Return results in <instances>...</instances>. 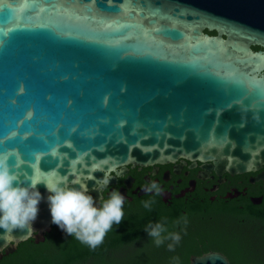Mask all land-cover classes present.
Masks as SVG:
<instances>
[{"label":"water","instance_id":"1","mask_svg":"<svg viewBox=\"0 0 264 264\" xmlns=\"http://www.w3.org/2000/svg\"><path fill=\"white\" fill-rule=\"evenodd\" d=\"M10 151L42 198L31 234L0 229V258L51 231L46 183L87 185L100 206L97 182L130 167L201 162L203 178L261 167L264 0H0ZM190 264L232 263L211 250Z\"/></svg>","mask_w":264,"mask_h":264},{"label":"trees","instance_id":"2","mask_svg":"<svg viewBox=\"0 0 264 264\" xmlns=\"http://www.w3.org/2000/svg\"><path fill=\"white\" fill-rule=\"evenodd\" d=\"M149 198L141 197L124 206V219L113 225L103 244L95 250L52 223L44 241L35 242L33 238L21 241L14 252L0 258V264H177L173 257H179L178 264H190L191 255L211 250L223 252L232 264H264L263 255L245 245L222 215L228 211L248 217L251 210L240 211L236 204L201 202L195 197L167 205L157 197L148 211L142 201ZM162 215L170 220L187 217L186 225L182 223L174 229L182 237L174 251L167 248L170 241L156 246L145 231L149 222H156Z\"/></svg>","mask_w":264,"mask_h":264},{"label":"clouds","instance_id":"3","mask_svg":"<svg viewBox=\"0 0 264 264\" xmlns=\"http://www.w3.org/2000/svg\"><path fill=\"white\" fill-rule=\"evenodd\" d=\"M11 155V151L0 154V229L4 230L5 239H10L17 229H26L28 234L33 232L32 224L37 218L38 204L42 198L37 182L20 180L10 163ZM110 179L105 177L98 181L100 187L96 188L103 193ZM46 187L50 193L47 199L52 223L92 250L103 244L114 224L119 225L124 219L125 197L119 190L111 191L107 198L102 196L100 206H96L94 198L88 194L87 185L72 186L60 182L46 183ZM144 189L147 193H154L151 198L142 201L144 209L151 211L164 189L156 181L149 182ZM187 222L186 216L170 220L162 215L156 222H149L145 231L156 246L170 241L167 248L174 251L182 238L180 232L174 229ZM173 260L178 264L179 257H173Z\"/></svg>","mask_w":264,"mask_h":264},{"label":"flooded vegetation","instance_id":"4","mask_svg":"<svg viewBox=\"0 0 264 264\" xmlns=\"http://www.w3.org/2000/svg\"><path fill=\"white\" fill-rule=\"evenodd\" d=\"M204 30L210 34L217 33L208 28ZM188 164L181 160L160 164L155 173L154 166L130 167L125 175L118 176L116 183L104 188V198L111 191L119 190L125 197L126 206L138 198L154 195L147 193L144 188L149 182L156 181L164 189L161 198L167 205L176 201L187 202L192 197L211 204H236L238 210H251L252 214L245 217L227 211L222 215L241 241L264 257V164L259 168L234 174L226 170L218 175L212 170L204 178L201 177L205 174L200 166L201 162L193 168H189ZM128 175L131 179L126 181Z\"/></svg>","mask_w":264,"mask_h":264}]
</instances>
